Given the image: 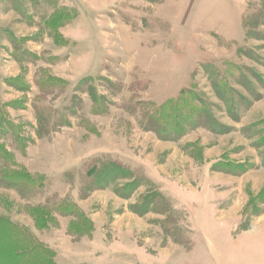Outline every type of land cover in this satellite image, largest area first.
Segmentation results:
<instances>
[{"label":"rangeland","instance_id":"1","mask_svg":"<svg viewBox=\"0 0 264 264\" xmlns=\"http://www.w3.org/2000/svg\"><path fill=\"white\" fill-rule=\"evenodd\" d=\"M0 264H264V0H0Z\"/></svg>","mask_w":264,"mask_h":264},{"label":"trees","instance_id":"2","mask_svg":"<svg viewBox=\"0 0 264 264\" xmlns=\"http://www.w3.org/2000/svg\"><path fill=\"white\" fill-rule=\"evenodd\" d=\"M163 107H164V106H163ZM96 173H98V171H96L95 174H96ZM13 244H14V243H13ZM19 247H20V246H19ZM19 247H18V249H20ZM15 250H16V249H15ZM16 251H17V253H18V252H21V253H19V254H17V255H16L15 253H13V259H14V261H15V258H16L17 256L23 257V256H24L23 253H25L24 251H27V250L21 249V250H16ZM7 260L9 261L10 259L8 258Z\"/></svg>","mask_w":264,"mask_h":264}]
</instances>
